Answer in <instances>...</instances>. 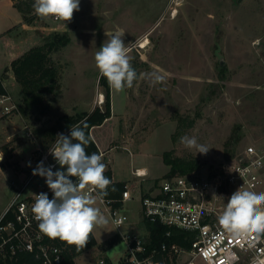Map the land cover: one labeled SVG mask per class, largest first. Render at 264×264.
I'll use <instances>...</instances> for the list:
<instances>
[{
  "label": "rangeland",
  "instance_id": "1",
  "mask_svg": "<svg viewBox=\"0 0 264 264\" xmlns=\"http://www.w3.org/2000/svg\"><path fill=\"white\" fill-rule=\"evenodd\" d=\"M11 13L17 16L16 11ZM2 20L0 17V34L7 22ZM30 26L40 42L52 31L67 32L71 41L52 52L53 61L60 65L62 91L54 100L53 94H47L45 104L51 106L47 112L15 109L5 115L0 103V210L11 197V180L26 176L35 162L39 144L28 132L76 113L79 106L84 107L78 99L86 100L93 91L98 95L99 85L104 91L94 56L117 31L124 33L138 74L133 86L124 89L127 112L116 119L120 129L116 146L107 153L111 160L103 158L118 177L148 161L162 158L163 162V153L170 148L174 155L189 158L194 164L187 173L202 174L224 170L250 144L264 145V0H80V10L71 21L39 18ZM144 37L150 42L141 47ZM12 45L13 41L8 45L0 39L1 57ZM5 63L0 59V69ZM10 71L6 67L1 74ZM157 75L162 79L156 81ZM0 85L16 104L20 102L21 87L14 76L5 82L0 75ZM113 91L116 107H120L122 93ZM177 126L181 130L173 140ZM104 131L110 132V125H105ZM185 135L196 136L199 143L207 145V154L185 148L180 142ZM140 144L144 147L139 149ZM112 171L111 180L115 181ZM178 174L182 173L173 175ZM94 198L93 206L108 223L94 228L96 244L73 261L98 264L103 258L120 264L125 240L99 199ZM126 210L132 221L140 219L138 200L129 201ZM132 230L143 231L144 222L122 227L123 232Z\"/></svg>",
  "mask_w": 264,
  "mask_h": 264
},
{
  "label": "built area",
  "instance_id": "2",
  "mask_svg": "<svg viewBox=\"0 0 264 264\" xmlns=\"http://www.w3.org/2000/svg\"><path fill=\"white\" fill-rule=\"evenodd\" d=\"M104 101L105 98L98 99L99 104ZM0 103L5 115L17 109L8 92H0ZM60 133L66 136L67 131L59 130L57 134ZM28 135L34 136L33 131ZM56 139L48 148L37 147L35 162L26 176L11 180V197L0 210V264H68L67 244L40 233L32 212L36 195L47 193L49 199L54 195L46 178L33 175V169L43 162L53 172L66 171L49 153ZM132 173L141 178L148 175L146 168L136 167ZM136 187L126 183L119 198L104 197L92 186L82 190L99 199L125 240L126 250L120 264H264V232L234 236L218 223L236 190L264 192V145L246 146L222 171L165 176L145 192H138ZM132 200L140 203L137 222H144V230L123 232L122 227L131 224L125 205ZM117 202L120 204L116 205ZM147 223L165 226L164 238L153 240L157 234ZM176 229L184 231V242L173 239ZM105 261L101 258L98 264Z\"/></svg>",
  "mask_w": 264,
  "mask_h": 264
},
{
  "label": "clouds",
  "instance_id": "3",
  "mask_svg": "<svg viewBox=\"0 0 264 264\" xmlns=\"http://www.w3.org/2000/svg\"><path fill=\"white\" fill-rule=\"evenodd\" d=\"M34 12L41 18H54L69 22L74 12L80 10V0H34ZM124 33L117 31L102 44L95 53L94 61L100 76L107 79L109 85L122 91L131 88L138 74L131 64L129 49L123 40ZM162 77L156 76L159 81ZM80 124L71 127L70 134H57V139L49 153L61 168L66 171L45 168L43 162L33 169V175L46 178L53 198L47 193L36 195L32 212L38 221L40 233L60 239L68 245L76 246L77 251L87 243L91 232L97 226L108 223L98 207L93 205L96 199L83 193L88 186L93 190L106 193L111 181L104 175L107 164L100 154L86 152L90 138ZM75 141V142H73ZM180 142L196 153L207 154L209 147L198 142L196 136H182ZM3 156H0L2 160ZM75 177L77 180H73ZM218 223L234 236L251 232H264V192L236 190L228 199Z\"/></svg>",
  "mask_w": 264,
  "mask_h": 264
},
{
  "label": "trees",
  "instance_id": "4",
  "mask_svg": "<svg viewBox=\"0 0 264 264\" xmlns=\"http://www.w3.org/2000/svg\"><path fill=\"white\" fill-rule=\"evenodd\" d=\"M15 6L25 22L33 23L36 19H41L37 16L33 9L34 0H14ZM71 38L67 32L52 31L48 35H45L42 42L33 46L28 51L23 53L18 58L14 59L11 63V70L13 71L16 82L21 87V99L18 102L17 109L22 113H29L38 109L42 114L47 112L51 107L50 104H45L47 94H53V100L62 91V75L60 71V65L55 63L52 58V52H56L59 49L68 45ZM99 82L104 87L105 101L102 107L96 106L91 112L77 111L74 114H66L60 116L52 125L36 126L32 129L34 136L39 145L43 148H48L55 140L56 134L59 130L67 131V135L70 134L71 127L80 124L84 128L86 135L90 138L89 144L86 146V152L91 155L92 153L100 154L98 146L91 135V128L94 125L102 124L108 117L112 115L111 108V86L106 78L100 76ZM1 92H5L0 85ZM41 114V115H42ZM181 130L180 126L173 133L172 137L175 140V135ZM75 142V141H73ZM164 162L170 166L167 175H173L176 173H187L195 168L194 164L189 158L179 157L174 155L173 149L166 150L163 153ZM104 175L111 181L106 189V193H101L104 197L119 198L125 187V183L122 181L111 180V169L105 171ZM120 203L117 202L116 205ZM147 226L155 232L157 235L154 239L160 241L164 238L167 228L158 223H147ZM175 236L173 239L184 242V231L180 229L174 230ZM62 243H66L61 241ZM67 244V243H66ZM96 244V238L91 232L89 239L85 246L77 251L76 246L68 245V252L66 256V262L68 264H75L73 261L76 256H79L87 249L93 247ZM104 264H111L105 261Z\"/></svg>",
  "mask_w": 264,
  "mask_h": 264
},
{
  "label": "crops",
  "instance_id": "5",
  "mask_svg": "<svg viewBox=\"0 0 264 264\" xmlns=\"http://www.w3.org/2000/svg\"><path fill=\"white\" fill-rule=\"evenodd\" d=\"M12 10L17 12V16L14 13H11ZM0 17L3 18L2 20L3 23L7 20V22L5 23L6 26L3 28L4 31L0 34V39L5 40L6 44L8 45L10 43L12 44V41H13V45L10 46L9 52H7L5 57H1V54H0V59L6 60V63L3 69H0V75L5 79V82H6L7 77H9L12 80L14 76L12 74L13 71L11 70L12 61L18 58L19 56H21L23 53L28 51L33 46L40 44L41 42L38 41L37 38H34V36L32 35L31 30H29L31 27L30 26L31 23H27L24 21L22 14L19 12L18 8L15 6L14 0H0ZM50 28L54 30L57 29V27H50ZM16 32L19 34H16ZM6 67L8 68L9 71L10 70L11 71L8 74L2 75L1 73ZM14 82H16L15 77H14ZM92 93L93 94L91 95V97H88L86 100H84V98L78 99L79 101L77 103L84 105V107L79 106L78 107L79 110L91 112L96 106H100V107L103 106V104L98 103L100 93L104 94V91L100 90V85H99L98 95H95L94 91ZM121 93H122V99H120L121 106L116 107V103H115L116 93L115 91L112 92V87H111L112 115L108 117L102 124L94 125L90 131L92 138L94 139L96 145L98 146L100 155H102V157L105 158V162H109L111 160L109 157H107V153L113 146H116L114 145L115 144L114 142L117 138L116 136L119 134V129H120V127L116 125L117 124L116 119L117 118L119 119L120 115L125 114L127 112L128 96L124 90H122ZM104 98H105V94H104ZM79 110L76 109L75 112ZM105 125H110L111 127L110 132L104 131ZM156 130L157 128L151 133L149 139H151V136L156 133ZM143 147L144 145L140 144L139 149ZM161 159H159L160 160L159 162L148 161L141 165L134 166L130 169V171L126 174L125 177H118L114 169L109 166L106 168V170L111 169L114 171L112 172H113V178L115 179V181L127 180V183H129L130 185L137 186L136 188L138 189V192H145L153 188V186H151L152 184H154V187H155V185H157L160 182L163 176L166 175L170 169V166L164 162V159H163V162ZM136 167L146 168L148 171V175L145 178L134 176L132 173V170ZM125 208H127V204L125 205ZM137 221L138 220H133V221L131 220V225L137 224L138 223Z\"/></svg>",
  "mask_w": 264,
  "mask_h": 264
},
{
  "label": "bare ground",
  "instance_id": "6",
  "mask_svg": "<svg viewBox=\"0 0 264 264\" xmlns=\"http://www.w3.org/2000/svg\"><path fill=\"white\" fill-rule=\"evenodd\" d=\"M150 41H149V37H144L143 38V40L141 41V44H140V46L141 47H146L147 45H148V43H149ZM104 98V94L103 93H100V96H99V98Z\"/></svg>",
  "mask_w": 264,
  "mask_h": 264
},
{
  "label": "water",
  "instance_id": "7",
  "mask_svg": "<svg viewBox=\"0 0 264 264\" xmlns=\"http://www.w3.org/2000/svg\"><path fill=\"white\" fill-rule=\"evenodd\" d=\"M222 64H224V61H222Z\"/></svg>",
  "mask_w": 264,
  "mask_h": 264
}]
</instances>
